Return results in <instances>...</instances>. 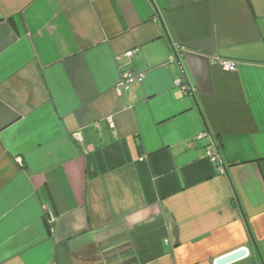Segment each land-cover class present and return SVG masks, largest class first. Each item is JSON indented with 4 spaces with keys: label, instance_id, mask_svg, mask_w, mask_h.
<instances>
[{
    "label": "crops",
    "instance_id": "obj_1",
    "mask_svg": "<svg viewBox=\"0 0 264 264\" xmlns=\"http://www.w3.org/2000/svg\"><path fill=\"white\" fill-rule=\"evenodd\" d=\"M240 248L264 264V0H0V264Z\"/></svg>",
    "mask_w": 264,
    "mask_h": 264
},
{
    "label": "built area",
    "instance_id": "obj_2",
    "mask_svg": "<svg viewBox=\"0 0 264 264\" xmlns=\"http://www.w3.org/2000/svg\"><path fill=\"white\" fill-rule=\"evenodd\" d=\"M132 53H133L132 51H129L125 55L130 56ZM212 62H213L212 64H216L221 69H223L224 71H227V72H234L237 68V65L235 62L224 60V59H215V60H212ZM143 78H144L143 74L135 75V74L130 73V72L125 73L120 79V82L118 84V90L119 91H121L120 89L125 90L129 87V85L131 83H133L135 81L141 82L143 80ZM176 85L183 87L181 84V81H177ZM107 120L110 121V118H108ZM108 123L111 127L113 126L112 122H108ZM206 135L207 134L204 133L200 137L206 136ZM204 155L212 163L214 170L216 172H223L224 171V166H223L221 158H220L219 149L217 148V146L213 140H211L210 143L208 144V146L205 148Z\"/></svg>",
    "mask_w": 264,
    "mask_h": 264
},
{
    "label": "water",
    "instance_id": "obj_3",
    "mask_svg": "<svg viewBox=\"0 0 264 264\" xmlns=\"http://www.w3.org/2000/svg\"><path fill=\"white\" fill-rule=\"evenodd\" d=\"M247 254V251L245 248H240L236 251H233L227 255H224L222 257H219L215 260L214 264H230L232 262H235L243 257H245Z\"/></svg>",
    "mask_w": 264,
    "mask_h": 264
},
{
    "label": "rangeland",
    "instance_id": "obj_4",
    "mask_svg": "<svg viewBox=\"0 0 264 264\" xmlns=\"http://www.w3.org/2000/svg\"><path fill=\"white\" fill-rule=\"evenodd\" d=\"M227 72V71H226ZM110 118V117H107L106 118V122H112V119L110 118V121H108L107 119Z\"/></svg>",
    "mask_w": 264,
    "mask_h": 264
},
{
    "label": "trees",
    "instance_id": "obj_5",
    "mask_svg": "<svg viewBox=\"0 0 264 264\" xmlns=\"http://www.w3.org/2000/svg\"><path fill=\"white\" fill-rule=\"evenodd\" d=\"M217 146V145H216ZM217 148H218V146H217Z\"/></svg>",
    "mask_w": 264,
    "mask_h": 264
}]
</instances>
